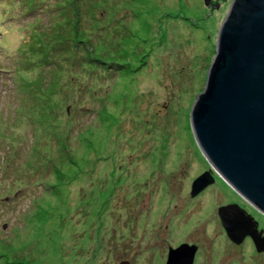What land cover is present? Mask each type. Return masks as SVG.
Here are the masks:
<instances>
[{"label":"rangeland","instance_id":"rangeland-1","mask_svg":"<svg viewBox=\"0 0 264 264\" xmlns=\"http://www.w3.org/2000/svg\"><path fill=\"white\" fill-rule=\"evenodd\" d=\"M34 1L0 0V264H103L160 238L223 249L218 208L256 211L191 115L233 0Z\"/></svg>","mask_w":264,"mask_h":264},{"label":"water","instance_id":"water-1","mask_svg":"<svg viewBox=\"0 0 264 264\" xmlns=\"http://www.w3.org/2000/svg\"><path fill=\"white\" fill-rule=\"evenodd\" d=\"M212 2L205 0L209 9H218ZM191 121L214 169L264 213V0H233ZM215 180L212 171L203 173L193 182L192 196ZM230 207H221L220 215L235 238L234 231L248 220L243 212L228 216ZM249 233L264 250V239Z\"/></svg>","mask_w":264,"mask_h":264},{"label":"flooded vegetation","instance_id":"flooded-vegetation-1","mask_svg":"<svg viewBox=\"0 0 264 264\" xmlns=\"http://www.w3.org/2000/svg\"><path fill=\"white\" fill-rule=\"evenodd\" d=\"M212 3L219 4L218 8H220L219 2L213 1ZM240 195L256 212L249 210L245 204L239 202L225 203L218 208V216L223 226L224 236L228 240V244L223 249H216V244L211 241L185 240L172 243L162 242L159 237L160 242H133L130 246V252H124L121 256L110 260L106 259L103 264H264V250L257 247L254 235L249 233V231H253L257 237L264 239V228L254 214L258 212L264 216V213L242 194ZM224 206H231L228 216L234 217V213L238 211L243 212V217L248 220L237 227V232L234 231L236 233L235 238L230 235L223 224L220 208ZM247 244H250L252 251L246 257ZM123 249L128 250V246L124 245ZM217 250L219 251L217 252Z\"/></svg>","mask_w":264,"mask_h":264},{"label":"trees","instance_id":"trees-1","mask_svg":"<svg viewBox=\"0 0 264 264\" xmlns=\"http://www.w3.org/2000/svg\"><path fill=\"white\" fill-rule=\"evenodd\" d=\"M36 2H37V6H39V5H41V4L44 3V2H42V0H37V1L35 0L34 3H36ZM29 8H30V7H29ZM17 14H18V15H15V16H14V15H11L12 18H18V17H20V12H18Z\"/></svg>","mask_w":264,"mask_h":264}]
</instances>
